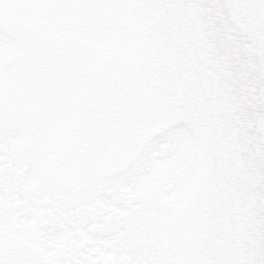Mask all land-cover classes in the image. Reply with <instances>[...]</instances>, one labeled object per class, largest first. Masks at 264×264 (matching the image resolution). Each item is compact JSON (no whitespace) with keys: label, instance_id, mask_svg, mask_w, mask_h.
Listing matches in <instances>:
<instances>
[{"label":"water","instance_id":"95a60500","mask_svg":"<svg viewBox=\"0 0 264 264\" xmlns=\"http://www.w3.org/2000/svg\"><path fill=\"white\" fill-rule=\"evenodd\" d=\"M0 30L40 48L17 83L39 77L58 143L79 124L115 168L176 120L194 130L200 178L164 264H264V0H0Z\"/></svg>","mask_w":264,"mask_h":264},{"label":"flooded vegetation","instance_id":"af4514ba","mask_svg":"<svg viewBox=\"0 0 264 264\" xmlns=\"http://www.w3.org/2000/svg\"><path fill=\"white\" fill-rule=\"evenodd\" d=\"M23 57L0 46V264H164L175 179L148 160L178 144L167 137L146 165L107 168L79 124L58 143L54 102L17 83Z\"/></svg>","mask_w":264,"mask_h":264},{"label":"rangeland","instance_id":"374dc122","mask_svg":"<svg viewBox=\"0 0 264 264\" xmlns=\"http://www.w3.org/2000/svg\"><path fill=\"white\" fill-rule=\"evenodd\" d=\"M0 46L1 48H15V43L8 35L0 31ZM3 54L2 52L1 55ZM167 137L178 144L177 151L166 159L157 160L154 170L164 168L171 175L173 173L175 185L166 195L165 200L169 201L172 207L177 208L194 192L201 173V145L189 124L183 120H176L163 127L153 134L139 153L123 167L136 168L139 165H146L148 154L154 151L157 145L164 143Z\"/></svg>","mask_w":264,"mask_h":264}]
</instances>
